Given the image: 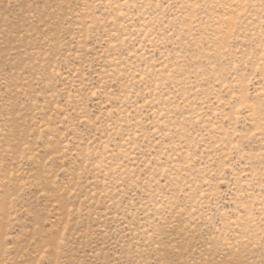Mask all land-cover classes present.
Returning a JSON list of instances; mask_svg holds the SVG:
<instances>
[{
  "label": "rangeland",
  "instance_id": "rangeland-1",
  "mask_svg": "<svg viewBox=\"0 0 264 264\" xmlns=\"http://www.w3.org/2000/svg\"><path fill=\"white\" fill-rule=\"evenodd\" d=\"M0 264H264V0H0Z\"/></svg>",
  "mask_w": 264,
  "mask_h": 264
}]
</instances>
